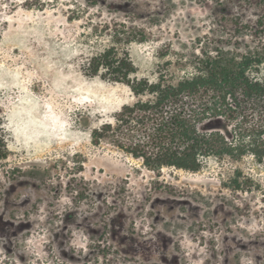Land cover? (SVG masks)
I'll use <instances>...</instances> for the list:
<instances>
[{
    "label": "rangeland",
    "instance_id": "374dc122",
    "mask_svg": "<svg viewBox=\"0 0 264 264\" xmlns=\"http://www.w3.org/2000/svg\"><path fill=\"white\" fill-rule=\"evenodd\" d=\"M259 31L264 0H0V264H264L254 157L155 171L95 144L137 98L86 70L116 47L138 79H178L202 48H253Z\"/></svg>",
    "mask_w": 264,
    "mask_h": 264
},
{
    "label": "trees",
    "instance_id": "16d2710c",
    "mask_svg": "<svg viewBox=\"0 0 264 264\" xmlns=\"http://www.w3.org/2000/svg\"><path fill=\"white\" fill-rule=\"evenodd\" d=\"M131 34L125 33L127 42L136 39ZM237 44L231 51L202 48L186 61L190 72L178 79L162 73L156 82L135 77L124 50L111 47L93 57L86 67L90 76L125 84L137 98L115 123L95 130L93 142H110L155 171L195 173L210 158L241 162L248 156L264 168V38L253 48ZM6 151L0 137V161ZM248 181L236 179L235 188L245 190Z\"/></svg>",
    "mask_w": 264,
    "mask_h": 264
}]
</instances>
